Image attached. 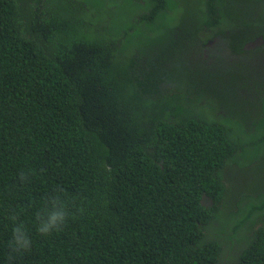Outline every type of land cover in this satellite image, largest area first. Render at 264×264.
Segmentation results:
<instances>
[{
	"label": "trees",
	"instance_id": "trees-1",
	"mask_svg": "<svg viewBox=\"0 0 264 264\" xmlns=\"http://www.w3.org/2000/svg\"><path fill=\"white\" fill-rule=\"evenodd\" d=\"M260 35L264 0H0V264H264V188L231 173L264 167Z\"/></svg>",
	"mask_w": 264,
	"mask_h": 264
},
{
	"label": "clouds",
	"instance_id": "clouds-1",
	"mask_svg": "<svg viewBox=\"0 0 264 264\" xmlns=\"http://www.w3.org/2000/svg\"><path fill=\"white\" fill-rule=\"evenodd\" d=\"M17 179L21 184L27 183L30 179V173L20 170ZM205 199L207 198L205 197ZM72 216L69 201L65 196V190L57 187L50 196L45 198L43 207L36 212L35 230L41 236L47 237L55 232L62 231ZM9 220L13 225L9 247L17 254L30 251L33 243L30 232L25 224L19 221L18 213L13 212L9 216ZM229 247L230 245L222 249L223 256L224 250ZM231 254L232 252L230 250L226 255Z\"/></svg>",
	"mask_w": 264,
	"mask_h": 264
},
{
	"label": "rangeland",
	"instance_id": "rangeland-1",
	"mask_svg": "<svg viewBox=\"0 0 264 264\" xmlns=\"http://www.w3.org/2000/svg\"><path fill=\"white\" fill-rule=\"evenodd\" d=\"M231 173H232V175L233 174L236 175V178L234 181L239 182V180H241L240 184L238 182H235L236 186H238L239 190L241 188H243V186L245 184H247V185L250 184L251 186H254L256 184H261L264 188V167H261L259 162L255 163L253 166L247 167V168H238V167H235L234 169L231 168ZM242 174L246 178H244ZM233 241H234V239H233ZM232 244H233V242H232ZM234 245L235 244H233V246ZM224 251H225L224 255H226L230 251V249L227 248ZM234 258H235V256H234Z\"/></svg>",
	"mask_w": 264,
	"mask_h": 264
},
{
	"label": "flooded vegetation",
	"instance_id": "flooded-vegetation-1",
	"mask_svg": "<svg viewBox=\"0 0 264 264\" xmlns=\"http://www.w3.org/2000/svg\"><path fill=\"white\" fill-rule=\"evenodd\" d=\"M260 36H262V35H260ZM258 37V36H257ZM263 37V36H262ZM263 39H264V37H263ZM219 41H220V37H214L213 38V40H211V41H209V42H207L206 44H205V46H203L202 47V49H201V51H202V55L200 54V53H198L197 54V57H202V60H208V64H212V63H214V62H216V61H218V60H220L222 57H223V55L225 56V54H227V53H229L230 52V50H221L222 51V53H221V55L219 54V52H218V50L216 49V47H219ZM218 45V46H217ZM263 45V44H262ZM262 45H260V46H258V47H261ZM223 46V45H222ZM215 47V48H214ZM258 47H254V48H252V49H244L243 47H242V49L244 50V51H252V50H255L256 48H258ZM213 48V50H211ZM195 50H193V52H194ZM220 51V50H219ZM244 51H243V53H240V54H232L233 56H230L231 58L230 59H232V57H235V60H239L240 58H241V55L242 54H244ZM212 54V55H211ZM229 55H231V54H228V55H226V56H229ZM240 60H242V58L240 59ZM239 60V61H240ZM260 60H262L261 58H260Z\"/></svg>",
	"mask_w": 264,
	"mask_h": 264
},
{
	"label": "water",
	"instance_id": "water-1",
	"mask_svg": "<svg viewBox=\"0 0 264 264\" xmlns=\"http://www.w3.org/2000/svg\"><path fill=\"white\" fill-rule=\"evenodd\" d=\"M264 43V39L262 36H258L256 37L254 40L247 42L246 44L243 45V48L246 49H252L254 47H258L260 45H262ZM202 202L206 205H210L211 201L207 199H205V197H203Z\"/></svg>",
	"mask_w": 264,
	"mask_h": 264
}]
</instances>
